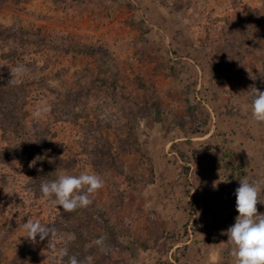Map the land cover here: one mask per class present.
Segmentation results:
<instances>
[{
    "label": "rangeland",
    "instance_id": "1",
    "mask_svg": "<svg viewBox=\"0 0 264 264\" xmlns=\"http://www.w3.org/2000/svg\"><path fill=\"white\" fill-rule=\"evenodd\" d=\"M253 86L264 0H0V264H234L239 180L264 213ZM62 172L104 186L67 212Z\"/></svg>",
    "mask_w": 264,
    "mask_h": 264
},
{
    "label": "clouds",
    "instance_id": "2",
    "mask_svg": "<svg viewBox=\"0 0 264 264\" xmlns=\"http://www.w3.org/2000/svg\"><path fill=\"white\" fill-rule=\"evenodd\" d=\"M26 69L17 66L13 69L16 76L22 75ZM248 108L257 123H264V91L251 87ZM104 186V181L95 172H81L78 175L59 174L55 179L40 185L42 195L52 204L67 212L85 208L92 203L90 197ZM261 183L239 180L235 190V222L226 230L227 240L231 244V256L234 264H264V213H258L257 203L261 191ZM26 235L32 241L37 236L43 240L53 229L42 225L39 221L27 220L22 225ZM60 257L68 256L66 248L59 251ZM68 264H82L75 256H69Z\"/></svg>",
    "mask_w": 264,
    "mask_h": 264
},
{
    "label": "crops",
    "instance_id": "3",
    "mask_svg": "<svg viewBox=\"0 0 264 264\" xmlns=\"http://www.w3.org/2000/svg\"><path fill=\"white\" fill-rule=\"evenodd\" d=\"M259 125H260V124L258 123V126H259ZM206 136H210V135L208 134V135H206ZM210 253H214V255L217 254V252H214V251H213V252H210ZM215 256H216V255H215ZM213 260H214V261H213ZM213 260H210L209 263H210V264H213V262H215V260H217V257H214ZM212 261H213V262H212Z\"/></svg>",
    "mask_w": 264,
    "mask_h": 264
},
{
    "label": "built area",
    "instance_id": "4",
    "mask_svg": "<svg viewBox=\"0 0 264 264\" xmlns=\"http://www.w3.org/2000/svg\"><path fill=\"white\" fill-rule=\"evenodd\" d=\"M190 232V231H189Z\"/></svg>",
    "mask_w": 264,
    "mask_h": 264
}]
</instances>
